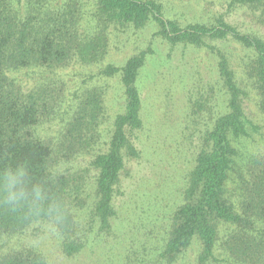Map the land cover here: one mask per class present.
Segmentation results:
<instances>
[{
	"label": "trees",
	"instance_id": "16d2710c",
	"mask_svg": "<svg viewBox=\"0 0 264 264\" xmlns=\"http://www.w3.org/2000/svg\"><path fill=\"white\" fill-rule=\"evenodd\" d=\"M58 1L0 0V170L27 161L33 181L45 186L56 205L51 214L31 217L0 207V264H49L35 243L10 245L48 226L58 235L67 257L84 248L92 235V222L103 232L112 228L114 187L125 159L139 158L130 136L144 125L137 80L145 52L130 57L122 67L99 70L103 77L120 76L125 97L123 111L114 117L104 144V90L86 87L67 105L52 77L73 64L103 63L112 29L155 26L158 37L172 49L203 48L208 39H233L244 51L239 66L245 68L264 114V40L260 37L239 32L224 18L216 19L215 25L201 21L183 25L166 16L156 0H96L88 10L83 9L84 0ZM238 3L264 9V0ZM217 56L222 102L209 111L213 118L184 177L180 204L157 238L159 264H185L193 245L198 253L192 264H264V157L245 168L240 193H229L239 159L235 143L246 134L249 122L243 107L247 92L239 85L231 55L218 51ZM36 73L41 77L33 83L30 78ZM47 125L57 128L53 137L42 135ZM86 156H91L97 172L91 185L75 174L68 177L61 168ZM87 199L86 218H76Z\"/></svg>",
	"mask_w": 264,
	"mask_h": 264
},
{
	"label": "rangeland",
	"instance_id": "374dc122",
	"mask_svg": "<svg viewBox=\"0 0 264 264\" xmlns=\"http://www.w3.org/2000/svg\"><path fill=\"white\" fill-rule=\"evenodd\" d=\"M84 1V10L95 6L96 0ZM156 1L164 7L166 16L183 25L195 21L215 25L216 19L224 18L239 32L264 40V9L260 7H250L238 0ZM157 31L155 26L112 29L108 54L100 65L73 64L56 75L44 74L55 79L67 105L86 87L104 90L106 118L101 127L104 144L114 117L123 111L125 97L120 76L103 77L99 70L108 65L122 67L130 57L145 52L146 59L137 80L144 125L130 136L139 158L125 159L114 187L112 209L116 217L111 220V230L103 232L92 222V235L73 257L63 254L61 241L49 226L34 237L13 240L10 245L35 243L49 264H159L155 258L157 238L170 221L172 210L180 204L184 177L193 165V155L198 152L206 125L213 116L208 115L209 111L218 101L222 102L216 67L218 51L231 55L239 85L247 92L243 107L249 122L246 134L235 143L238 166L227 187L229 193H240L245 168L264 157V114L259 110L255 88L245 77V68L239 66L244 56L242 47L229 38L226 41L208 39L203 48L172 49L162 42ZM31 76L33 83L41 77L38 73ZM198 112V118L193 120L194 113ZM56 129L47 125L41 133L53 137ZM91 161V156H86L61 168L68 177L75 174L76 178H82L83 184L91 185L97 177ZM88 204L87 199L84 208H78L76 218H86ZM197 253L198 248L193 245L185 255V264H192Z\"/></svg>",
	"mask_w": 264,
	"mask_h": 264
},
{
	"label": "clouds",
	"instance_id": "9594fccd",
	"mask_svg": "<svg viewBox=\"0 0 264 264\" xmlns=\"http://www.w3.org/2000/svg\"><path fill=\"white\" fill-rule=\"evenodd\" d=\"M0 207L14 213L22 212L26 217L51 214L56 210L45 186L33 181L27 161L0 170Z\"/></svg>",
	"mask_w": 264,
	"mask_h": 264
}]
</instances>
